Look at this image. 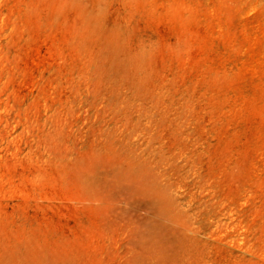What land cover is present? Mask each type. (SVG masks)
<instances>
[{"label":"rangeland","instance_id":"obj_1","mask_svg":"<svg viewBox=\"0 0 264 264\" xmlns=\"http://www.w3.org/2000/svg\"><path fill=\"white\" fill-rule=\"evenodd\" d=\"M0 264H264V0H0Z\"/></svg>","mask_w":264,"mask_h":264},{"label":"bare ground","instance_id":"obj_2","mask_svg":"<svg viewBox=\"0 0 264 264\" xmlns=\"http://www.w3.org/2000/svg\"><path fill=\"white\" fill-rule=\"evenodd\" d=\"M116 178L118 182H130L132 189H138L154 194L157 198L156 200L160 211L164 214H168L171 202L164 191H158L153 185L148 184V172L146 171V168L141 166L138 168L130 167L129 170H119L116 173Z\"/></svg>","mask_w":264,"mask_h":264}]
</instances>
